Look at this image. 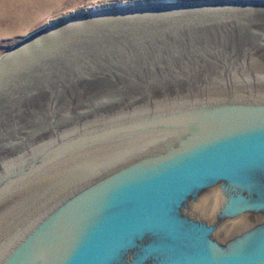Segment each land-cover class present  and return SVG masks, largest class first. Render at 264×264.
<instances>
[{
	"label": "water",
	"instance_id": "95a60500",
	"mask_svg": "<svg viewBox=\"0 0 264 264\" xmlns=\"http://www.w3.org/2000/svg\"><path fill=\"white\" fill-rule=\"evenodd\" d=\"M49 22L0 56V264H264V0Z\"/></svg>",
	"mask_w": 264,
	"mask_h": 264
},
{
	"label": "rangeland",
	"instance_id": "374dc122",
	"mask_svg": "<svg viewBox=\"0 0 264 264\" xmlns=\"http://www.w3.org/2000/svg\"><path fill=\"white\" fill-rule=\"evenodd\" d=\"M0 0V56L49 21L90 7L146 0ZM200 1V0H188ZM20 2V3H19ZM22 6V7H21Z\"/></svg>",
	"mask_w": 264,
	"mask_h": 264
},
{
	"label": "bare ground",
	"instance_id": "6f19581e",
	"mask_svg": "<svg viewBox=\"0 0 264 264\" xmlns=\"http://www.w3.org/2000/svg\"><path fill=\"white\" fill-rule=\"evenodd\" d=\"M24 0H22L21 2H23ZM30 2H32V0L30 1ZM34 2H36V1H34ZM34 2H32V3H34ZM20 3V2H19ZM102 6V5H101ZM101 6H99V5H97V6H95V7H90V8H88V9H85V10H90V9H93V8H99V7H101ZM22 7V6H21ZM85 10H82V11H85ZM82 11H80V12H82ZM77 13H79V12H77ZM74 14V13H73ZM69 16V15H68ZM67 17V16H66ZM50 23V22H49ZM48 23V24H49ZM45 26H47V25H45ZM42 27H44V26H42ZM42 27H40V28H42ZM39 29V28H38ZM37 30V29H36ZM36 30H34V31H36ZM34 31H32L31 33H33ZM30 33V34H31ZM30 34H28V35H30ZM28 35H26L25 37H23L18 43H20V42H22L23 40H24V38H26ZM18 43H16V44H18ZM15 44V45H16ZM15 45H13L12 47H10L8 50H6V51H9L10 49H13V47L15 46ZM3 55V54H2ZM1 55V56H2Z\"/></svg>",
	"mask_w": 264,
	"mask_h": 264
}]
</instances>
